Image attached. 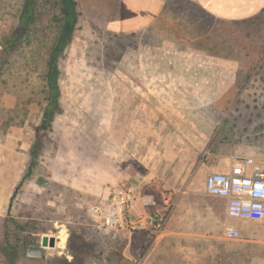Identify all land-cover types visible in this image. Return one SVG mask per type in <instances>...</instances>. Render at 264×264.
Instances as JSON below:
<instances>
[{"label": "rangeland", "instance_id": "obj_1", "mask_svg": "<svg viewBox=\"0 0 264 264\" xmlns=\"http://www.w3.org/2000/svg\"><path fill=\"white\" fill-rule=\"evenodd\" d=\"M25 2L0 0L2 46ZM60 2L35 0L32 33L3 54L0 150L12 156L0 151V162H17L15 151L23 139L36 138L42 123ZM77 11L58 59V107L37 158L44 177L22 182L0 216V264H122L110 250L111 230L97 228L87 211L104 196L99 192L126 179L131 163L161 185L201 184L198 166L223 169L241 158L264 164V11L226 23L172 0L151 27L126 35L103 31ZM13 182L11 176L0 181V199ZM236 221L243 224L239 239L227 241V252H210L212 264H264V245H236L264 244V221ZM61 231L63 250L55 245L41 258L26 256L44 236L60 241Z\"/></svg>", "mask_w": 264, "mask_h": 264}, {"label": "crops", "instance_id": "obj_2", "mask_svg": "<svg viewBox=\"0 0 264 264\" xmlns=\"http://www.w3.org/2000/svg\"><path fill=\"white\" fill-rule=\"evenodd\" d=\"M172 0H76L82 14L97 28L116 35L136 34L151 27L168 9ZM193 4L202 14L215 21L237 23L250 20L264 11V0H185ZM142 100V99H141ZM37 134V133H36ZM45 134V133H44ZM44 134L41 139H43ZM42 141V140H41ZM37 136L23 139L15 153L20 158L17 162H0V181L5 177H14L11 189L6 199L3 191L0 199V216H5L9 209V199L22 182L35 184L43 180L40 172L42 163H37L45 146L37 149ZM5 156H12L8 150H0ZM43 152V151H42ZM17 157V158H18ZM146 162V159H142ZM131 162H133L131 160ZM233 163V162H232ZM231 163V164H232ZM230 165L223 169L215 167H197L203 175V182L189 180L186 184L166 182L160 184L157 180L151 183L155 175L142 174V169L130 165L125 170L126 179H115V185L107 191L99 192L98 202L107 198L110 190L117 185L139 184L143 189L156 195H168L173 202L172 212L160 231H124L111 230L109 234L110 250L118 251L122 264H212L210 252H227L229 243L224 238L227 227L241 226L234 218L227 215V201L220 197L207 196L204 193L205 179L212 172H228ZM43 170V169H42ZM195 170V171H196ZM7 171V173H6ZM15 174H9L10 172ZM30 183V184H31ZM152 185L153 189H147ZM101 199V200H100ZM141 212L140 208L135 213ZM244 221V220H242ZM252 222V221H248ZM239 230V229H238ZM240 233V230H239ZM252 238H256L253 234ZM117 239L123 240L116 247ZM65 235L61 231L60 241L56 246L64 249ZM238 249L264 244H236ZM61 253V252H60ZM241 261V260H240ZM240 261H237L238 264ZM219 264H229L220 259Z\"/></svg>", "mask_w": 264, "mask_h": 264}, {"label": "built area", "instance_id": "obj_3", "mask_svg": "<svg viewBox=\"0 0 264 264\" xmlns=\"http://www.w3.org/2000/svg\"><path fill=\"white\" fill-rule=\"evenodd\" d=\"M3 46L0 43V70ZM228 172H212L205 179L204 193L227 201L230 218L259 222L264 221V164L252 158L233 159ZM137 208L141 212L135 213ZM173 209L168 195H156L139 184L113 187L107 198L102 199L87 213L97 228L103 230L160 231ZM239 230L227 227L224 238L237 240Z\"/></svg>", "mask_w": 264, "mask_h": 264}, {"label": "trees", "instance_id": "obj_4", "mask_svg": "<svg viewBox=\"0 0 264 264\" xmlns=\"http://www.w3.org/2000/svg\"><path fill=\"white\" fill-rule=\"evenodd\" d=\"M61 8L59 10V18L55 17V21L59 23L56 32H54L53 42L47 52V62L45 79L47 85V105L43 114L42 123L36 130L37 133V149L41 147V137L49 128L52 122L54 111L58 107L59 86H58V59L62 56L68 42L71 39L72 32L75 28L78 18L76 0H61ZM38 15L35 0H26L18 18L17 28L14 30L11 38L7 40L3 46V54L12 48L18 39L23 35L32 33ZM41 151V150H37Z\"/></svg>", "mask_w": 264, "mask_h": 264}, {"label": "water", "instance_id": "obj_5", "mask_svg": "<svg viewBox=\"0 0 264 264\" xmlns=\"http://www.w3.org/2000/svg\"><path fill=\"white\" fill-rule=\"evenodd\" d=\"M56 239L55 237L44 236L41 239L40 247H29L26 249V256L29 258H41L43 251L46 247H55Z\"/></svg>", "mask_w": 264, "mask_h": 264}]
</instances>
